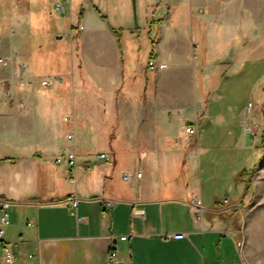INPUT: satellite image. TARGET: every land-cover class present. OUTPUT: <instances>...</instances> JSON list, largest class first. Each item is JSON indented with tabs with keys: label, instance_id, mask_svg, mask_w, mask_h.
Returning a JSON list of instances; mask_svg holds the SVG:
<instances>
[{
	"label": "crops",
	"instance_id": "obj_1",
	"mask_svg": "<svg viewBox=\"0 0 264 264\" xmlns=\"http://www.w3.org/2000/svg\"><path fill=\"white\" fill-rule=\"evenodd\" d=\"M117 1L118 9L128 8V0ZM72 2L79 0H70L75 13L67 31L66 16L51 25V11L36 14L23 0H0V199L10 203L3 239L16 256L6 261L0 250V264H106L111 247L124 264H238L230 237L241 264H255L249 250L238 248L228 223L241 210L246 187L240 182L246 186V178L234 175L239 191L233 203L204 200L201 158L212 162L216 153L209 141L201 143L200 128L219 122L230 129L226 138L234 149L248 150L256 160L264 153L257 146L264 117L254 105L239 112L234 105L218 106L223 111L211 114L212 104L224 97L218 91L224 81L264 55V0L257 10L242 11L247 21L239 11L227 12L235 25L220 26L225 37L216 43L208 17L191 5L161 9L162 21L148 28V34L155 26L161 33L152 45L153 68L127 63L123 32L93 3L88 9ZM177 15L195 34L190 42L184 27L172 25ZM88 16L89 27L83 23ZM127 29V38H135L133 27ZM21 74L30 77L23 86ZM139 74L145 80L135 89ZM43 79L51 83L43 85ZM250 119L253 139L235 134ZM192 124L197 133L186 132ZM118 144L133 166L117 163ZM71 151L75 172L68 165ZM125 172L142 175L129 182ZM72 174L75 183L67 181ZM195 197L200 212L192 205ZM101 199L115 203L105 208Z\"/></svg>",
	"mask_w": 264,
	"mask_h": 264
},
{
	"label": "rangeland",
	"instance_id": "obj_2",
	"mask_svg": "<svg viewBox=\"0 0 264 264\" xmlns=\"http://www.w3.org/2000/svg\"><path fill=\"white\" fill-rule=\"evenodd\" d=\"M59 2L63 7H59ZM72 3L73 6L74 2ZM90 3H93L108 16L112 26L123 32L121 34V42L125 61L127 63L136 62L146 66L149 59H152L150 55L153 41H157L161 34L156 26L153 27L152 33L148 34V28L149 25H159L157 20L161 9L164 8L166 12L168 6L172 9H176L182 7V3H186L187 6L191 5L194 13L208 17L206 25L211 27V41L216 43L219 40H223L225 37V33H223L220 26L235 25V19L230 17V14H227V12L231 10L236 12L239 11L241 12V20L247 21L249 19V14L247 12L243 13L242 11L246 9L257 10L261 7L263 0H128V8L125 9L117 8V0H88V2L86 0H79L74 6L75 8L84 6L91 9ZM23 5L25 7L30 5V9L36 14L40 13L42 10L51 11L53 19L50 23L51 25L55 23L54 18L61 20L62 16H66L67 31L71 28L69 17L71 12L75 13V10H70V0H59L57 2L55 0H33L30 4L27 0H23ZM155 9H157V12L155 16H153ZM83 23H85L87 27L92 26V18L88 16ZM73 24H77L76 21H74ZM172 25L177 29L184 27L183 29H185L189 36V42L191 41V35H195L193 32L191 34L185 24L183 25L180 15L176 16ZM130 26L136 31L135 38L131 39V37H128L130 38L129 40L134 41L133 45L127 43L129 32L127 28ZM67 36L69 37L68 32ZM197 41L200 40L197 38V40L193 41L195 45V47L193 46L194 56L196 54L195 49L198 47ZM200 49L202 54L203 48H199V50ZM190 54L192 57V53ZM195 60L197 64V59ZM153 76V72H149L148 77L150 82L148 86L150 87L152 85L151 81H153L152 79L154 78ZM144 80V77L139 74L136 77L134 88L139 89ZM218 91L223 93L224 97L219 103L214 102V104H212L211 114H217L223 111L221 109L222 107L227 110V107L232 105L235 106H232L235 112H239L243 107L247 110L251 103V107L254 105V109L259 111L264 117V55L256 62L244 66L235 72L230 79L224 81V84ZM221 101L222 103H220ZM218 106H221V108ZM249 124L253 126L254 121L250 119L246 124L235 126V134L238 136L242 134L243 137L249 140L253 139V134L246 131V125ZM203 129H205L204 131L206 132H204ZM229 130L230 129L226 128V126H222V124L216 121L212 125L209 124L206 126L205 124H201V143L209 141L216 153L215 157L214 154L211 153V155L213 154L212 162H210V159L207 157L201 158L203 164L201 186L204 200H210L212 203L221 200L224 204H228L227 201L229 200V203H233L239 191V184L236 183L234 175L236 172H242L248 167L249 170L247 172L249 173L244 176L246 178V186L243 182H240V184H243V187L249 186V189L247 190L245 198L239 202L241 210L236 220H230L228 223L229 227L236 229L238 248L245 247V249L249 250L251 257L255 260V264H264V158H261L262 156L259 160L254 159L252 156L249 158L251 154L248 150L234 149L233 141L226 138L227 131ZM231 130H233V128ZM259 136L261 137L257 146L263 147L261 144L262 141H264V129H261ZM103 147H105V144L96 146V154L103 151ZM124 150V146L118 144L117 163L121 165V167L133 166L134 159L130 158ZM83 161V158L78 159V165L82 166ZM101 162L108 164V161H105V159H101ZM240 177L243 178L242 176H238L237 178ZM230 238L229 240L233 244L232 248L234 250L235 259L238 260V264H241V256L234 244V238ZM221 247L224 248V244Z\"/></svg>",
	"mask_w": 264,
	"mask_h": 264
},
{
	"label": "built area",
	"instance_id": "obj_3",
	"mask_svg": "<svg viewBox=\"0 0 264 264\" xmlns=\"http://www.w3.org/2000/svg\"><path fill=\"white\" fill-rule=\"evenodd\" d=\"M58 5H59V7H63L60 2L58 3ZM0 62H5V58L1 57ZM148 66L153 68L155 66V62L153 60H150L148 62ZM159 67L162 68L163 65H160ZM28 82H30V77H25L21 74L20 85L23 86ZM50 83H51V80H49V79H43L42 80L43 85H49ZM249 106H251V103L249 104ZM185 130L187 133L194 134V133H197L198 128H197V126L192 124V125L185 126ZM246 131L252 133V129L250 127H246ZM68 138L69 139L73 138V134H69ZM99 156L102 158H106L107 160L111 159L110 156H108L105 153H101ZM67 157H68V165L70 166L71 171L75 172L76 166H77L76 153L74 151H71L67 154ZM58 161H60V158H57V162ZM141 175H142L141 172H138L136 174H131V173L125 172L123 174V178L129 182H133L134 180L139 178ZM67 181L69 183H75L76 182L75 174L70 175L67 178ZM72 196H73V198H72L73 205L76 206L77 201H78L77 195L75 193H73ZM101 200L105 204V208H110L115 203V201L113 199H101ZM9 205H10L9 201H7L5 199H0V250L3 251L4 260L14 261V260H16V256L14 255L11 248L8 246V244L3 239L4 233H5L4 226L9 223V212H8ZM192 205L194 206L195 211L200 212L201 206H200V201H199L198 197H195L192 200ZM134 213L138 214V215H142L143 211L135 210ZM183 235L184 234H182V233H177L175 236L181 238V237H183ZM126 237H127L126 235H122L120 238L125 239ZM106 264H124L121 261V259L119 258L118 253L114 247H111L109 249Z\"/></svg>",
	"mask_w": 264,
	"mask_h": 264
},
{
	"label": "trees",
	"instance_id": "obj_4",
	"mask_svg": "<svg viewBox=\"0 0 264 264\" xmlns=\"http://www.w3.org/2000/svg\"><path fill=\"white\" fill-rule=\"evenodd\" d=\"M95 8V10L97 11V12H99V13H101L100 12V10L97 8V7H94ZM83 8H81L80 9V11H79V17H82V15H83ZM104 17V16H103ZM158 22H160V21H162V18H160V19H158L157 20ZM115 32L116 33H118L119 34V31L118 30H115ZM153 56V50H152V53H151V56L150 57H152ZM263 147H264V141H262V144H261ZM261 158H264V153H263V155H262V157ZM249 172H247L246 170H243L242 172H240V176H245V175H247ZM251 174V173H250ZM249 189V186H247L246 187V190L244 191V195H246V193H247V190Z\"/></svg>",
	"mask_w": 264,
	"mask_h": 264
}]
</instances>
